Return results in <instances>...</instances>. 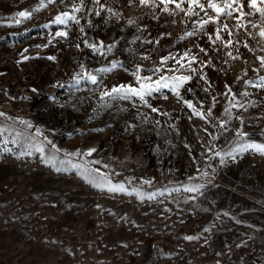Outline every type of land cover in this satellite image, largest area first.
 Instances as JSON below:
<instances>
[{
    "label": "rangeland",
    "instance_id": "rangeland-1",
    "mask_svg": "<svg viewBox=\"0 0 264 264\" xmlns=\"http://www.w3.org/2000/svg\"><path fill=\"white\" fill-rule=\"evenodd\" d=\"M240 3L252 11L239 0L231 17L201 28L214 12L169 4V14L160 0H83L79 12L81 0H54L20 24L16 13L39 0H0V264H264V155L233 151L264 143V89L245 83L264 76V21L254 14L239 27ZM65 11L79 23H54ZM101 42L111 51L87 47ZM170 69L192 77L180 97L171 87L144 101L103 96ZM53 156L55 166L45 162ZM193 185L203 187L183 190Z\"/></svg>",
    "mask_w": 264,
    "mask_h": 264
},
{
    "label": "snow or ice",
    "instance_id": "snow-or-ice-1",
    "mask_svg": "<svg viewBox=\"0 0 264 264\" xmlns=\"http://www.w3.org/2000/svg\"><path fill=\"white\" fill-rule=\"evenodd\" d=\"M54 0H39V5L38 7H36L34 10H23V11H19L16 13V16L13 17V19L15 20L16 24H20L24 19H29L31 18L33 11H39L40 9L47 7L48 4L53 3ZM95 3L99 4V0H94ZM187 2L188 7L187 10H185L184 7H182V5ZM239 2V0H231L230 3L225 2V0H221L220 3H217L216 0H160V4L163 5V11L164 12H168L169 14H171L168 5L169 4H175V7L177 9H179L181 12H185L186 14L189 15H199L198 12L195 11L196 8H199L201 12H204L205 15H208L209 10H211L212 12L215 13V17L209 15L208 16V20H204L201 23V28L203 27L204 24L211 22H215L218 23L219 22V18L221 16H227V17H231L233 15L234 11H237L236 8L233 7L234 4H237ZM141 4L147 5L149 3V0H140ZM83 5V0H81V5L80 6H74L73 7V12H79L81 11V6ZM244 4L240 3L239 4V10H240V15L237 18V24L239 27H243L244 25L240 24V19L247 17V16H252L254 14H259V17L261 18V21H264V0H247V7L249 9H251L252 11L245 13L242 9L244 8ZM103 7V6H101ZM109 12H111L112 10L109 8L108 9ZM96 15H100V12L97 11ZM69 20L75 21L76 23H79V20H77L75 15L70 14L69 12L65 11L57 16L54 17L53 22L57 23V24H66ZM251 23V22H250ZM11 26V25H9ZM253 27H259L256 24H252ZM227 25H224V28H227ZM81 31H83V29H81ZM231 34V33H230ZM57 36H67V32H57L56 33ZM186 35L190 36L192 35L191 32L186 33ZM259 35L261 37H264V28H260V32ZM219 29L217 30V39H219ZM151 41H149L150 43ZM158 43V41H157ZM227 46V45H226ZM247 47V45H245ZM77 47H79V45H77ZM87 47H90L93 49V51H97L100 52L101 55L104 54L103 49L105 47H107L108 51H111L113 45H108L105 46L103 44V42L100 43L99 46H97L96 44H87ZM27 51V50H25ZM201 51H204L203 49H201ZM229 56H231V53H229ZM145 59H147V57H144ZM188 58V53H185L183 57H181L180 60H176V63L180 65L181 68H183L185 65L183 63H181V60ZM25 59H27V57H25ZM48 59L50 60H54L55 57H48ZM168 59H175V57H164L161 60V64H165L167 62ZM195 57H191L188 60V66L190 67L191 63H193L195 61ZM260 63H261V67H264V57H260ZM116 65L113 64V67H115ZM83 67V66H81ZM111 69H99L98 71L104 72V71H110ZM139 72V68L137 70ZM152 71L154 72H159L160 68H154L152 69ZM169 71H171L173 74L171 76H163L161 75L159 77V79L153 81L151 76H147V77H142L140 75H136V80L139 83V87L138 88H134L130 85H119L116 87H113L110 92H105L103 93V96H111L113 94L119 95L120 98L122 99H127L129 97V95L131 96H137L139 97L142 101H144V98L146 95H150L153 91H157L160 88H164V87H171V90L173 91V93L177 96L180 97V89L184 86L185 83H187L188 81L191 80V75H185V74H180V75H176L175 72L177 71V69H170ZM192 71L194 72L195 69H192ZM86 78L88 80H90L91 83L96 84L97 83V76L93 75V74H87ZM205 78V77H202ZM74 80L76 83H79V78L78 77H74ZM245 83L253 86V87H258L261 89H264V76H261L259 78V83L257 84H253L252 81H245ZM226 87L228 88V92L231 93V88L229 86L226 85ZM35 91V90H33ZM123 94V95H121ZM243 95H248V93H243ZM232 101H235V95L232 96ZM146 103V101H145ZM184 103L187 105L188 108L192 109V112L194 115L198 116L201 119H206L207 117L212 115V111L211 109H209L206 113L204 111H201L199 109H197L190 101H184ZM233 107L237 106L235 103L232 104ZM240 107H243V105H239ZM153 112H158L159 110L157 108H152L151 109ZM227 111V110H226ZM5 113L0 112V117H5ZM21 123H25L28 127H31L30 124H28V122L26 121H20ZM242 122V121H241ZM221 128L224 127V124L221 123L220 125ZM7 131L5 128L0 127V137H3L4 132ZM17 135H19V133H17ZM236 135L238 137L241 138V140H244L245 137H247V133H244L242 131H238L236 133ZM12 143H15V140L11 141ZM3 143L6 145L7 143H9V141L7 139L3 140ZM248 150H252L255 151L256 153L260 154V155H264V143H257V142H247L245 141L244 143H241L238 148L233 149V151H239V152H244V151H248ZM8 151H10V149H8ZM37 151L39 152H43L44 149L43 147H39L37 148ZM96 149H89L87 151V153H84V155L86 156H91L93 152H95ZM69 155H81V153L76 152V153H71ZM216 155H221L220 152H217ZM228 155H231V153H228ZM46 163L51 164L52 166H55V157L53 156L51 159H47L45 161ZM61 163H64V161H61ZM68 163H71L70 161H68ZM96 163H99L98 161H96ZM73 167H79L78 165H73ZM57 171H59L60 169L57 168ZM84 172H89V169L87 167H85L83 169ZM98 171V170H97ZM205 175H207L205 173ZM203 187V185H193V186H185L184 187V191L185 192H191V193H196L199 192L201 190V188ZM124 191V188L121 186L119 189H117L115 186L109 188V191ZM180 189H175V191H179ZM162 194V193H161ZM153 197L150 196L149 199H152ZM193 199H195V197H192ZM205 231H207V229H205ZM185 239L187 240H192L195 239V237L192 236H186Z\"/></svg>",
    "mask_w": 264,
    "mask_h": 264
},
{
    "label": "bare ground",
    "instance_id": "bare-ground-1",
    "mask_svg": "<svg viewBox=\"0 0 264 264\" xmlns=\"http://www.w3.org/2000/svg\"><path fill=\"white\" fill-rule=\"evenodd\" d=\"M129 163H131L132 165H136L138 167H141L142 166V169H143V165L145 166L146 165V160L142 159V157H132V156H129L128 158H126ZM146 167V166H145Z\"/></svg>",
    "mask_w": 264,
    "mask_h": 264
}]
</instances>
